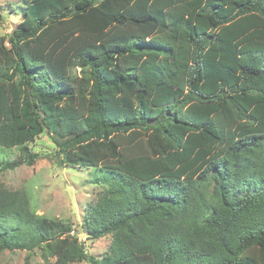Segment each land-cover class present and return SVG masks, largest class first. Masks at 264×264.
<instances>
[{
    "label": "trees",
    "instance_id": "trees-1",
    "mask_svg": "<svg viewBox=\"0 0 264 264\" xmlns=\"http://www.w3.org/2000/svg\"><path fill=\"white\" fill-rule=\"evenodd\" d=\"M23 2L0 38V148L21 147L4 168L46 131L60 165L99 171L85 233L112 241L96 259L0 181V252L264 264V0Z\"/></svg>",
    "mask_w": 264,
    "mask_h": 264
},
{
    "label": "rangeland",
    "instance_id": "rangeland-1",
    "mask_svg": "<svg viewBox=\"0 0 264 264\" xmlns=\"http://www.w3.org/2000/svg\"><path fill=\"white\" fill-rule=\"evenodd\" d=\"M24 8L23 0H0V38L5 37L6 42L21 22ZM7 46L10 47L9 43ZM72 74L81 77L83 72L78 68ZM27 146L38 155L34 165L15 169H6L4 164L19 159L21 147L0 148V181L11 190L25 189L31 209L38 217L69 225L72 233L83 242L87 253L102 259L109 254L111 236L94 240L85 233L84 227L88 205L106 188L99 171L60 165L56 146L46 131ZM26 261L29 264H47L41 249L0 252V264H25ZM71 264L92 263L81 261Z\"/></svg>",
    "mask_w": 264,
    "mask_h": 264
}]
</instances>
